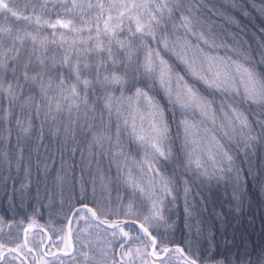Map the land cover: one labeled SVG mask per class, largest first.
<instances>
[{
	"label": "snow or ice",
	"instance_id": "1",
	"mask_svg": "<svg viewBox=\"0 0 264 264\" xmlns=\"http://www.w3.org/2000/svg\"><path fill=\"white\" fill-rule=\"evenodd\" d=\"M250 8L0 0V233L25 202L50 209L47 228L0 239V264H264V4L258 23Z\"/></svg>",
	"mask_w": 264,
	"mask_h": 264
},
{
	"label": "trees",
	"instance_id": "2",
	"mask_svg": "<svg viewBox=\"0 0 264 264\" xmlns=\"http://www.w3.org/2000/svg\"><path fill=\"white\" fill-rule=\"evenodd\" d=\"M255 3L256 8L255 9H251L250 11L252 12V17H253V22L258 23L259 19L261 18V14L259 12V8L261 7L262 4H264V0H249V3ZM244 19V18H241ZM244 24L248 25L247 27V31L249 33V35L251 34V32H254L255 29H253L251 27V24H248V21L246 19H244ZM245 38H249V36H245ZM251 165L253 166L254 169H262L264 168V149L259 150L255 155H253L251 157ZM77 176H79L77 174ZM250 195H251V199L253 202V208L254 210H256V202L258 200V198H261L258 196V192L256 189H251L250 190ZM4 194L0 193V199H3ZM48 200L44 199L43 197L41 198L40 203H37L36 201H31L29 202H25V204L23 205V209L22 211H20L19 214H17L16 212H11L9 214L8 217H6L5 219H11L12 216H15V220L20 222V227L19 230L17 229V227L15 225H13V227L11 229L5 227L3 230V233H0V239H8L7 233H9V231H11L12 235L14 236L15 234H19L20 232L23 231V228H26L28 226V223H30L32 220H35V224L37 226L43 225L45 228L48 227L49 225V221H50V209L47 207L48 205ZM44 205V206H42ZM19 207V205H18ZM53 207H55V205H53ZM33 208H35L36 210V214H33ZM0 215H2V213H0ZM25 217H27V219H25ZM56 216L52 217V223L58 222V220L55 219ZM193 226L195 228L196 225V221L193 220ZM260 227H261V218L258 215L256 224L254 226V228H248L247 231L252 233V239L253 240H259L260 236ZM22 233V232H21ZM184 235H187V233H181V232H177L175 234V240L177 243H179L181 241V239L183 238ZM22 239V238H21ZM9 258V257H8ZM62 259H64L65 261H68L69 258L63 257L61 256ZM12 258L10 257L9 260H11ZM50 261H53V258H47ZM53 264H59V261H53Z\"/></svg>",
	"mask_w": 264,
	"mask_h": 264
},
{
	"label": "rangeland",
	"instance_id": "3",
	"mask_svg": "<svg viewBox=\"0 0 264 264\" xmlns=\"http://www.w3.org/2000/svg\"><path fill=\"white\" fill-rule=\"evenodd\" d=\"M79 175V174H78ZM113 195H115V193H113ZM56 220H58V222H53V225L54 226H56V227H59V221H60V219H61V217H59V216H56V218H55ZM22 232V233H21ZM20 232V235H21V238H23V231H21ZM33 234H38V232L37 231H30V233H29V236H32ZM15 235H17V234H15ZM14 235V236H15ZM97 243H102V239H100V240H98V239H93V244H94V246H95V244H97ZM78 247V246H77ZM52 251H55V249H51ZM10 258V257H9ZM8 258V259H9ZM50 259V258H49Z\"/></svg>",
	"mask_w": 264,
	"mask_h": 264
},
{
	"label": "water",
	"instance_id": "4",
	"mask_svg": "<svg viewBox=\"0 0 264 264\" xmlns=\"http://www.w3.org/2000/svg\"><path fill=\"white\" fill-rule=\"evenodd\" d=\"M31 231H37L38 232V228L37 227H34ZM24 235V234H23ZM60 256H63L62 253H59ZM64 257V256H63ZM47 258H52L51 256L47 257ZM68 258V257H66Z\"/></svg>",
	"mask_w": 264,
	"mask_h": 264
}]
</instances>
